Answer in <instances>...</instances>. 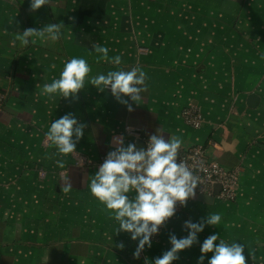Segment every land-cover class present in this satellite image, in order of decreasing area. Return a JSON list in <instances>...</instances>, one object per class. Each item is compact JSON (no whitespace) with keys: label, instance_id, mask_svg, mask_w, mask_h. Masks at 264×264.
<instances>
[{"label":"crops","instance_id":"obj_1","mask_svg":"<svg viewBox=\"0 0 264 264\" xmlns=\"http://www.w3.org/2000/svg\"><path fill=\"white\" fill-rule=\"evenodd\" d=\"M29 7L30 0H0V94L6 96L0 109V264H152L171 248L170 234L187 236L185 221L209 213L220 214V224L205 226L199 243L173 264H197L212 234L243 243L246 264H264V6L257 0H52L35 12ZM61 21L59 40L22 47L14 39L26 28ZM95 43L122 63L98 61ZM71 58H84L90 75L140 66L148 86L140 105L129 101V112L110 89L98 92L87 78L78 99L41 94ZM251 94L259 97L256 107L249 105ZM190 107L203 117L199 130L183 119ZM68 113L88 127L60 169L45 133ZM158 130L180 135V151L204 146L208 160L240 169L242 180L235 202L216 194L213 203L190 199L168 220L161 240L145 247V258L136 259L138 241L116 234L118 224L87 185L99 159L114 150V138L122 136L127 146ZM77 158L92 164L80 166ZM64 175L72 184L68 194L60 191Z\"/></svg>","mask_w":264,"mask_h":264},{"label":"clouds","instance_id":"obj_2","mask_svg":"<svg viewBox=\"0 0 264 264\" xmlns=\"http://www.w3.org/2000/svg\"><path fill=\"white\" fill-rule=\"evenodd\" d=\"M51 4L52 0H30L29 11L35 12ZM64 28L62 21L49 23L40 29L29 27L14 33V39L22 47L37 41H56L62 38ZM92 49L98 61H108L117 66L122 63L121 56L109 57V49L99 43H95ZM90 72V65L84 58H71L65 63L58 79L43 84L41 94L50 99H55L57 95L64 99H78L79 92L86 88L87 78V83L98 92L110 89L111 95L131 112L133 106L129 101L139 106L142 93L148 88L147 74L140 66L130 70H110L106 74L90 75ZM87 127L72 113L51 122L45 137L50 146L55 147L50 158L58 168L64 169L65 158L76 153V146ZM183 143L180 135L166 137L159 134V130L150 135L146 149L138 148L135 143L125 146L123 137H116L113 140L114 150L107 153L98 170L89 177L88 190L105 206L109 219L118 224L116 234L130 233L131 240L138 241L133 252L136 259H139L145 246L151 248L152 237L159 234L161 227L167 226L168 220L176 215L177 207H186L188 200L196 197L200 177L180 159L179 150ZM61 181L60 191L68 194L72 190L68 176L64 175ZM221 220L220 214L209 213L199 222L185 221L187 236L177 238L175 234H170L171 248L156 257L152 264H173L180 258L181 251L199 243L197 234L203 232L205 226H218ZM116 247L123 249L125 245L120 243ZM245 247L243 243L226 242L219 238V234L209 235L200 246L201 255L197 264H204L208 253L212 255L207 264H246ZM248 253L255 260L254 251Z\"/></svg>","mask_w":264,"mask_h":264},{"label":"built area","instance_id":"obj_3","mask_svg":"<svg viewBox=\"0 0 264 264\" xmlns=\"http://www.w3.org/2000/svg\"><path fill=\"white\" fill-rule=\"evenodd\" d=\"M6 100L4 94H0V109ZM183 119L185 123L195 130H199L203 125V117L201 113L196 109L190 107L183 112ZM136 133L135 130H132ZM147 148V141H144ZM106 155H103L96 167L104 161ZM179 157L181 160L185 161L188 166L194 171V173L200 177V184L196 189V196H214L215 187L220 186V193L217 198L223 201L232 202L235 201L241 178V170L238 168L227 169L216 161H211L207 159L206 150L204 146H196L187 150H179ZM77 164L80 166H90L92 161L82 160V158H77ZM189 201V200H188ZM188 203V202H187ZM185 207H177L176 215L183 212ZM164 227H161L159 234L152 237V243H157L161 240ZM146 247V246H145ZM146 248L141 253V257L145 258Z\"/></svg>","mask_w":264,"mask_h":264},{"label":"water","instance_id":"obj_4","mask_svg":"<svg viewBox=\"0 0 264 264\" xmlns=\"http://www.w3.org/2000/svg\"><path fill=\"white\" fill-rule=\"evenodd\" d=\"M248 99H249V105L251 107H256L257 103L259 102V97L256 94H251ZM136 145L138 148L146 149V144L142 140L137 141ZM260 147L264 150L263 145ZM220 190H221L220 186H216L215 187V194L218 195L220 193ZM200 200H202L203 202H206V203H213L214 198L212 196L204 195V196L200 197Z\"/></svg>","mask_w":264,"mask_h":264},{"label":"rangeland","instance_id":"obj_5","mask_svg":"<svg viewBox=\"0 0 264 264\" xmlns=\"http://www.w3.org/2000/svg\"><path fill=\"white\" fill-rule=\"evenodd\" d=\"M232 1L241 2V1H245V0H232ZM257 1L260 5L264 6V0H257ZM232 9H233V7L227 8V10H232ZM227 16H229V14H227ZM228 21H229L228 23H232L234 21V18L228 17Z\"/></svg>","mask_w":264,"mask_h":264},{"label":"trees","instance_id":"obj_6","mask_svg":"<svg viewBox=\"0 0 264 264\" xmlns=\"http://www.w3.org/2000/svg\"><path fill=\"white\" fill-rule=\"evenodd\" d=\"M6 101V100H5ZM3 107V106H2ZM241 180H242V176H241V178H240V183H241ZM239 183V184H240ZM237 199H238V194H237V197H236V199H235V201H237ZM235 201H232V202H235ZM182 213V212H181ZM180 214V213H179Z\"/></svg>","mask_w":264,"mask_h":264}]
</instances>
